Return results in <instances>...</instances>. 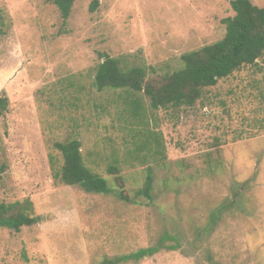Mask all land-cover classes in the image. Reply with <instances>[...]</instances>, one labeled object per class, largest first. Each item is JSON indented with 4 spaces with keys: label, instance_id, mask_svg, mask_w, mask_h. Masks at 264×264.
I'll return each mask as SVG.
<instances>
[{
    "label": "rangeland",
    "instance_id": "1",
    "mask_svg": "<svg viewBox=\"0 0 264 264\" xmlns=\"http://www.w3.org/2000/svg\"><path fill=\"white\" fill-rule=\"evenodd\" d=\"M92 1L75 0L64 20L51 0H0V202L28 198L39 218L0 227V264H264V54L191 107L93 86L107 56L148 76L179 67L222 38L230 0H98L90 12ZM70 138L106 194L55 177L53 142ZM148 175L150 199L136 194Z\"/></svg>",
    "mask_w": 264,
    "mask_h": 264
},
{
    "label": "trees",
    "instance_id": "2",
    "mask_svg": "<svg viewBox=\"0 0 264 264\" xmlns=\"http://www.w3.org/2000/svg\"><path fill=\"white\" fill-rule=\"evenodd\" d=\"M58 8L61 17H69L75 0H51ZM98 0H93L89 11L97 7ZM234 15L227 17L225 33L219 40L198 49L183 53L179 67L147 75V70L139 65L123 66L119 60L107 56L95 69L93 86L98 91L121 89L133 93H142L149 99L152 109L191 107L202 96L203 90L212 87L221 79L245 66L256 65L257 59L264 54V7H259L251 0H230ZM0 26V34H2ZM131 115L139 118L143 109L138 100L131 102ZM8 106V96L0 93V116H4ZM53 147L60 153L62 164L56 170L57 177L65 185H78L87 192L106 194L108 187L104 178L85 166L81 153V143L77 138L53 142ZM0 164V181L5 170ZM110 174H116V196L122 201H130L118 168L109 165ZM153 176L146 177L145 184L137 190V196L151 198ZM31 200L0 202V227L19 232L24 226H31L39 221L33 215ZM161 246H154L138 254L143 259L152 256ZM153 252V253H152ZM136 255V254H135ZM134 255V256H135ZM126 257L120 260H127ZM136 258V262L139 259ZM107 261L105 264H112Z\"/></svg>",
    "mask_w": 264,
    "mask_h": 264
}]
</instances>
